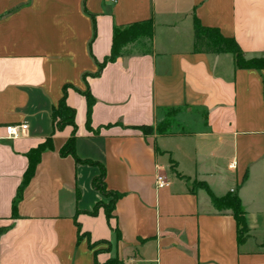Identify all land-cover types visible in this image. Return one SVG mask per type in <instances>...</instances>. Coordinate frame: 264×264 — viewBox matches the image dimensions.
I'll return each instance as SVG.
<instances>
[{
  "label": "crops",
  "instance_id": "0c3cea01",
  "mask_svg": "<svg viewBox=\"0 0 264 264\" xmlns=\"http://www.w3.org/2000/svg\"><path fill=\"white\" fill-rule=\"evenodd\" d=\"M195 17L247 58L264 57V0H0V264H264V69L195 52ZM148 19L153 37L94 75L114 27ZM65 86L76 127L59 129ZM23 122L26 134L8 138L6 126ZM73 135L75 155H61ZM48 137L54 149L14 210L28 153ZM102 168L107 190L121 194L110 219L103 206L92 213L105 201ZM209 191H237L244 241Z\"/></svg>",
  "mask_w": 264,
  "mask_h": 264
},
{
  "label": "trees",
  "instance_id": "16d2710c",
  "mask_svg": "<svg viewBox=\"0 0 264 264\" xmlns=\"http://www.w3.org/2000/svg\"><path fill=\"white\" fill-rule=\"evenodd\" d=\"M96 34V30L94 29V36ZM154 34V21L152 19H148L141 22H135L129 24L127 26H115L113 31V40L110 54L105 58L102 63H99V70L94 75L100 74L103 68L110 62H115L121 55L122 50L125 45L128 43L134 42L140 37H148L152 38ZM194 51L195 52H215V53H228L232 55L234 59V64L236 68L243 69H264V57H254L247 58L245 56L244 51L241 46L233 37H226L221 33L218 28L207 27L204 26L197 17L194 20ZM86 77V75L84 76ZM87 99V118L88 124L90 123L92 108L95 103V99L91 95L89 89L83 92ZM66 94H67V86L64 88V94L62 99L60 100L58 106L53 110V119L57 125V128H63L65 125H72L76 127L75 117L76 110L67 105L66 102ZM169 123L165 124L162 122L157 126V131L159 133H165L169 128ZM144 133H149L153 130L152 126L142 125L139 126ZM75 136H71L69 140L66 142L64 147L61 149V155H75ZM54 149L53 139L52 137H48L45 142L39 144L37 148L32 149L28 153L29 165L24 173L22 183L20 184L17 196L13 203V208L16 210L17 204L21 201L23 197L24 189L30 183L33 178L37 165L41 160V156L44 151ZM77 161L80 159L77 157ZM105 168H102V172L100 177L97 179L96 186L98 190L101 191L103 195L111 197L109 204H104L102 201L97 204L95 209L93 210V214L97 213L98 207L103 206L106 211V215L108 219L112 217V213L115 208V204L117 200L120 198L121 194L117 192H111L107 190L105 184ZM204 188H207L206 184H203ZM209 195L212 199L213 204L219 208H229L232 210L233 215L237 221V237L239 243L244 241L247 233H248V225L246 221V212L242 207L241 200L238 196L237 191L227 194L223 197L215 196L211 191H209ZM117 231V237H120V232ZM81 239V237H79ZM93 248V245H90ZM120 260L118 257L110 258L105 264H119Z\"/></svg>",
  "mask_w": 264,
  "mask_h": 264
},
{
  "label": "built area",
  "instance_id": "2783aa9c",
  "mask_svg": "<svg viewBox=\"0 0 264 264\" xmlns=\"http://www.w3.org/2000/svg\"><path fill=\"white\" fill-rule=\"evenodd\" d=\"M111 1L115 2L116 0H111ZM28 128H29V125L26 122H23L20 124H10V125L6 126L7 136L10 139H17V138L25 135ZM156 183H157L158 188H164L169 184L167 177L165 175H162V174L157 175Z\"/></svg>",
  "mask_w": 264,
  "mask_h": 264
},
{
  "label": "rangeland",
  "instance_id": "374dc122",
  "mask_svg": "<svg viewBox=\"0 0 264 264\" xmlns=\"http://www.w3.org/2000/svg\"><path fill=\"white\" fill-rule=\"evenodd\" d=\"M171 120H172V119H170V120L167 119V120L165 121V124L170 123ZM178 124H179V122H178ZM178 127H180L181 129L188 130V126H185V125H182V124H179ZM174 167H175V166H173V168H174ZM192 184H193V186H194L195 188H204V186H203L204 182H202V181L195 180V181L192 182ZM104 198H105V201H103V203H104V204H109L111 197H108V196L104 195Z\"/></svg>",
  "mask_w": 264,
  "mask_h": 264
}]
</instances>
